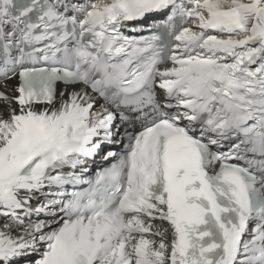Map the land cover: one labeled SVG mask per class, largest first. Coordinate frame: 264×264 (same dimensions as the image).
Masks as SVG:
<instances>
[{
	"label": "snow or ice",
	"instance_id": "obj_1",
	"mask_svg": "<svg viewBox=\"0 0 264 264\" xmlns=\"http://www.w3.org/2000/svg\"><path fill=\"white\" fill-rule=\"evenodd\" d=\"M165 13L162 32H121ZM46 40L36 52L50 66L18 71L9 95V71L40 59L21 45ZM157 78L166 100L153 94ZM57 81L105 104L94 113L81 89L50 110ZM109 104L131 106L143 130L121 134ZM125 138L94 182L59 172ZM245 144L264 158V0H0V218L11 220L0 264H264V159L230 162ZM69 184L90 187L69 194ZM37 193L45 200L33 208ZM56 206L51 231L24 219Z\"/></svg>",
	"mask_w": 264,
	"mask_h": 264
},
{
	"label": "bare ground",
	"instance_id": "obj_2",
	"mask_svg": "<svg viewBox=\"0 0 264 264\" xmlns=\"http://www.w3.org/2000/svg\"><path fill=\"white\" fill-rule=\"evenodd\" d=\"M83 1L84 0H80L81 3H83ZM87 1H88V3L94 2V0H87ZM171 66H172V64L170 63V65L166 66V67H171ZM7 84H8V93H9V95H12L13 94L12 89L17 86L16 80L14 78H10L7 81ZM159 92L162 94V89H159ZM166 99H167L166 94L163 93L162 94V100H166ZM61 103H62V100H57L56 102H54V105H52L51 107H48V109L55 110L56 108H58L60 106ZM40 110H42V109H40ZM174 110H176V109H173L172 111L174 112ZM114 139H116V137H114ZM95 142H98V139ZM103 145H105V143L101 144V146H103ZM96 153L93 156H91L92 161L95 160ZM86 165H87V163H86ZM79 170H80L79 167H77L75 169L70 168L67 170V172H71V171L77 172ZM21 195L23 196L24 193H21ZM44 200H45V195L43 193H41L40 196L39 195L33 196L31 198L30 203H31L32 207L35 208V207L39 206L40 204H42L44 202ZM58 207L59 206H56V208L53 209V211H55L57 213ZM21 215H23V214L21 213ZM58 217H59V215H57V214L55 216H49V215H45L42 213L40 216L32 215L31 217H25L24 219L26 222H29V221H37V222L46 221L47 223L51 224L52 227L45 229V231H51L52 229L55 228V224H56L55 221L58 220ZM10 223H11L10 219L0 218V230H4L3 225L10 224ZM12 235H14V236L18 235V231L15 230V226H13ZM169 239H170V237H169ZM34 258L35 257H32V259H34Z\"/></svg>",
	"mask_w": 264,
	"mask_h": 264
},
{
	"label": "rangeland",
	"instance_id": "obj_3",
	"mask_svg": "<svg viewBox=\"0 0 264 264\" xmlns=\"http://www.w3.org/2000/svg\"><path fill=\"white\" fill-rule=\"evenodd\" d=\"M112 150H114V149H112ZM103 151H106V152L108 151L107 148H106V146L99 149V156L102 155V152ZM100 159H101V157H98V156H96V158H95L96 162H99ZM59 218H60V216H59Z\"/></svg>",
	"mask_w": 264,
	"mask_h": 264
}]
</instances>
